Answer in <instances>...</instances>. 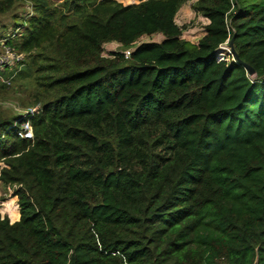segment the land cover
Returning <instances> with one entry per match:
<instances>
[{
	"label": "trees",
	"instance_id": "16d2710c",
	"mask_svg": "<svg viewBox=\"0 0 264 264\" xmlns=\"http://www.w3.org/2000/svg\"><path fill=\"white\" fill-rule=\"evenodd\" d=\"M32 1L8 43L36 52L2 73L48 89L0 116V179L20 185L0 264H264V0H195L197 43L176 22L188 0ZM232 37L254 74L219 60ZM107 41L132 49L102 57Z\"/></svg>",
	"mask_w": 264,
	"mask_h": 264
},
{
	"label": "rangeland",
	"instance_id": "374dc122",
	"mask_svg": "<svg viewBox=\"0 0 264 264\" xmlns=\"http://www.w3.org/2000/svg\"><path fill=\"white\" fill-rule=\"evenodd\" d=\"M111 1L128 5L139 4L143 0ZM51 2L52 6H57L61 11L65 10L62 6L63 0H51ZM194 3L195 0H188L180 7L176 16V22L183 28L182 37L197 43L205 33L204 27L207 20L202 14L196 11ZM111 5H114V3H111ZM33 8L32 0H17L8 12L0 14V39L10 38V40L14 39L15 42L21 40L23 34H25L26 26H28L27 20L35 14ZM69 13L67 12L66 14ZM162 39L163 35L157 33L151 36L145 35L139 39V42L160 41ZM102 48V57H107L115 51H124L126 54H129L132 49V47H124L116 41H107L103 43ZM218 49L217 54L220 53ZM227 50L222 52L225 54L226 60L233 59V56L228 55ZM35 52V50L22 52L23 63L30 62L32 54ZM38 75V73L32 72L30 76H19L14 82L11 79V83L9 84L11 86L0 87V116H5L8 113H24L30 109L39 110L42 107L48 88L40 85L37 79ZM19 186L16 182L5 183L0 179V214L2 217H9L11 222L19 220L20 218L18 197L14 193Z\"/></svg>",
	"mask_w": 264,
	"mask_h": 264
},
{
	"label": "built area",
	"instance_id": "2783aa9c",
	"mask_svg": "<svg viewBox=\"0 0 264 264\" xmlns=\"http://www.w3.org/2000/svg\"><path fill=\"white\" fill-rule=\"evenodd\" d=\"M230 40V39H229ZM229 40L225 43L221 44L219 48L225 47L228 49V55H232L231 49L229 47ZM10 41V38H3L0 39V82L1 83H11V77H6L2 72L5 69L13 70L17 63L21 62L23 60L22 53H19L17 50L14 49L8 42ZM226 44V46H224ZM219 60H226V56L223 53L218 54ZM234 59V56H233ZM38 110L30 109L26 110L23 114L24 115H34ZM19 135L22 138L26 139H33L34 138V131H33V125L31 119L27 118L24 120L20 126Z\"/></svg>",
	"mask_w": 264,
	"mask_h": 264
},
{
	"label": "water",
	"instance_id": "95a60500",
	"mask_svg": "<svg viewBox=\"0 0 264 264\" xmlns=\"http://www.w3.org/2000/svg\"><path fill=\"white\" fill-rule=\"evenodd\" d=\"M229 47L231 49V52L233 53V56H234V60L239 62L240 64H243L246 68H247V71H248V74L249 75H252L255 73V69L247 64L246 62H244L240 56L238 55V53L236 52V49H235V46H234V38L232 37L230 40H229ZM255 264H258V259L256 258L255 260Z\"/></svg>",
	"mask_w": 264,
	"mask_h": 264
},
{
	"label": "bare ground",
	"instance_id": "6f19581e",
	"mask_svg": "<svg viewBox=\"0 0 264 264\" xmlns=\"http://www.w3.org/2000/svg\"><path fill=\"white\" fill-rule=\"evenodd\" d=\"M223 50H226V48L225 47H221Z\"/></svg>",
	"mask_w": 264,
	"mask_h": 264
}]
</instances>
